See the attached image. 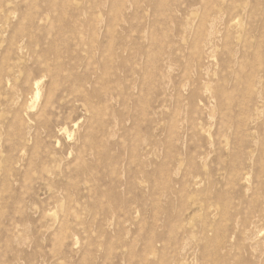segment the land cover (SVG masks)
<instances>
[{"label":"rangeland","instance_id":"1","mask_svg":"<svg viewBox=\"0 0 264 264\" xmlns=\"http://www.w3.org/2000/svg\"><path fill=\"white\" fill-rule=\"evenodd\" d=\"M0 264H264V0H0Z\"/></svg>","mask_w":264,"mask_h":264},{"label":"bare ground","instance_id":"2","mask_svg":"<svg viewBox=\"0 0 264 264\" xmlns=\"http://www.w3.org/2000/svg\"><path fill=\"white\" fill-rule=\"evenodd\" d=\"M40 84V83H39ZM39 84H38V82L35 84V86H34V89H35V91H36V96L38 97L39 96V94H40V88H39Z\"/></svg>","mask_w":264,"mask_h":264}]
</instances>
